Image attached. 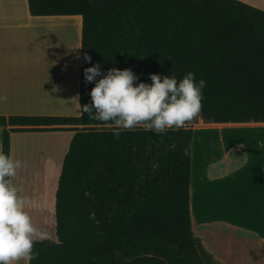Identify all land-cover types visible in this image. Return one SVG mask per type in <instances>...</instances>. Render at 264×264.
Segmentation results:
<instances>
[{
    "label": "trees",
    "instance_id": "16d2710c",
    "mask_svg": "<svg viewBox=\"0 0 264 264\" xmlns=\"http://www.w3.org/2000/svg\"><path fill=\"white\" fill-rule=\"evenodd\" d=\"M27 2L33 17H82L80 115L0 116L5 153L14 134L73 133L56 241L37 242L30 264H218L192 228L193 129L264 125V11L239 0ZM97 62L104 74L131 68L148 83L151 73L193 71L206 80L201 113L176 131L140 126L116 140L82 108L95 86L84 69Z\"/></svg>",
    "mask_w": 264,
    "mask_h": 264
},
{
    "label": "crops",
    "instance_id": "0c3cea01",
    "mask_svg": "<svg viewBox=\"0 0 264 264\" xmlns=\"http://www.w3.org/2000/svg\"><path fill=\"white\" fill-rule=\"evenodd\" d=\"M239 1L264 11L261 5L264 3L259 0ZM74 23L79 29L78 36L75 33L72 37L76 40L77 36L79 42L78 68L76 43L71 45L64 34L71 28L66 25ZM50 33L59 35L72 47L75 70L68 90L73 89L77 69L75 96L79 104L82 17H33L27 0H0V116L80 115L81 110L76 116L65 113L64 103L69 98L55 104L38 91L39 76L31 70L29 62L32 55H39L45 63L40 76L45 79L47 55L42 45ZM69 56L64 64L67 69ZM222 127L232 128L231 132L223 133L230 140L223 155H209L208 148H198L193 139L192 228L216 263L264 264V125L199 128ZM2 135L0 129V151ZM72 137L73 133L66 131L11 137L12 156L27 162L26 167L17 170L14 182L28 198L27 210L33 223L49 234L55 231L56 192ZM14 264L30 261L21 258Z\"/></svg>",
    "mask_w": 264,
    "mask_h": 264
},
{
    "label": "clouds",
    "instance_id": "9594fccd",
    "mask_svg": "<svg viewBox=\"0 0 264 264\" xmlns=\"http://www.w3.org/2000/svg\"><path fill=\"white\" fill-rule=\"evenodd\" d=\"M85 60L91 61V57L85 56ZM149 79L151 83L141 80L131 68L112 67L104 74L99 62L86 67L84 80L95 81V86L83 112L90 119L106 122L116 140L121 132L140 126L155 135L176 131L201 113L206 87L203 77L188 71L182 78L170 72L151 73ZM26 166V161L0 151V264L37 259L34 245L49 239V233L33 223L28 198L14 182L17 170Z\"/></svg>",
    "mask_w": 264,
    "mask_h": 264
},
{
    "label": "rangeland",
    "instance_id": "374dc122",
    "mask_svg": "<svg viewBox=\"0 0 264 264\" xmlns=\"http://www.w3.org/2000/svg\"><path fill=\"white\" fill-rule=\"evenodd\" d=\"M259 2L264 3V0H259ZM261 4V3H260ZM264 5V4H261ZM62 24V23H61ZM65 25V24H64ZM66 27H71L70 30L64 32L65 36H66V40L72 45L73 43H76V49H77V66L76 68H78V48H79V42H78V24L74 23L73 26L70 25H66ZM76 33V40H73V36H75ZM69 43L66 44V52L70 51L72 49V47L68 46ZM34 53H35V48H34ZM40 52V50H39ZM41 54V53H39ZM43 59H45V57H42ZM42 59L39 58L38 56L32 55L31 60H30V64L29 66L31 67V70L35 71L39 76V88L38 91L39 93H41V95L43 97H46L47 99H49L50 101H52L55 104H59V103H64L65 100V96H69V102L67 104L64 103V110L65 113H67L68 115H73L76 116L77 114H79V104L76 102V96H75V89H76V83H77V69L75 71V80L73 83V89H69L67 90V85L65 86V84L62 83V81L60 80V82L58 81L57 83H53L52 80H46V84H43V78H41V72H42V68H43V64L45 66V63H43L41 61ZM35 77V76H34ZM48 81V83H47ZM45 83V82H44ZM67 83V82H66ZM70 83V82H69ZM49 86V90L47 92V88H45L46 86ZM70 86V84H69ZM78 112V113H77ZM250 130H256V129H249ZM194 131V138L196 139V144L198 146V148H203L207 150L208 148V152L209 155H214V154H221L223 155L224 153H226V149L229 148L230 146V140L227 138V136L223 135V133H229L232 131V128H195L193 129ZM210 150V151H209ZM52 237H54L52 240L56 241V235H55V231L53 232V234H49V239H51Z\"/></svg>",
    "mask_w": 264,
    "mask_h": 264
},
{
    "label": "bare ground",
    "instance_id": "6f19581e",
    "mask_svg": "<svg viewBox=\"0 0 264 264\" xmlns=\"http://www.w3.org/2000/svg\"><path fill=\"white\" fill-rule=\"evenodd\" d=\"M45 39L46 40L42 46L47 55L45 59L47 75L44 76L45 79H43V84H46V80H52L53 83H57L58 81L60 82L61 80L62 83L65 84V86L66 84H71L73 69L75 70L71 50L66 53V44L61 40V37L59 35L50 33ZM68 54H70V65L67 69L65 68L64 64L66 63L65 58H67ZM68 85L67 87H65L67 88V90ZM45 88H47L48 92L49 86L47 85ZM68 97L69 96L66 95L64 101H66Z\"/></svg>",
    "mask_w": 264,
    "mask_h": 264
}]
</instances>
